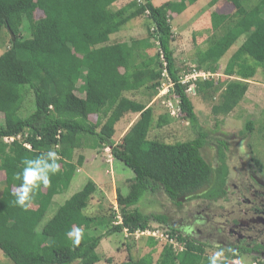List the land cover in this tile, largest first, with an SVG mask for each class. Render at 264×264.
I'll return each mask as SVG.
<instances>
[{
	"label": "trees",
	"instance_id": "trees-1",
	"mask_svg": "<svg viewBox=\"0 0 264 264\" xmlns=\"http://www.w3.org/2000/svg\"><path fill=\"white\" fill-rule=\"evenodd\" d=\"M117 1L0 0V41L3 29L10 37L8 48L0 54V172L4 175L0 250L13 264H95L100 260L97 248L105 235L124 228L129 233L145 230L151 221L168 226L164 214L129 209L145 193L162 189L173 204L180 206L183 199L210 181L211 166L200 152L207 135L198 124L185 91L187 85L179 82L171 47L175 39L171 14H181L197 0H167L159 5L151 0H130L111 9ZM217 1L210 0V5ZM227 1L233 12L212 13V28L220 35L211 37L207 48L197 55L198 65L215 74L219 60L244 37L223 69L226 77L234 78L218 82L217 87L211 78L195 81L196 92L202 87L216 91L221 87L220 101L211 108L215 115H226L237 106L248 89V80L264 62V0H244V5L243 0ZM36 11L42 13L37 19ZM141 16L149 23L147 37L109 42L110 35ZM24 21L27 38L21 32ZM153 47L157 48L155 54L144 53ZM161 56L173 81L171 94L178 98L181 113L196 132L189 141L169 144L148 139L154 121L152 107L123 95L160 86ZM26 92L32 93L34 107L22 117L19 112ZM129 113L138 114V118L121 141L114 143L116 123ZM169 121L168 114L160 115L156 126ZM5 137L13 140L6 142ZM85 138L93 140V148L109 147L113 159L133 172L127 193L116 192L121 223L85 213L96 191L95 183L88 180L38 229L53 197L64 193L76 167L82 165L83 156L76 162L72 159ZM49 150L57 153L59 171L50 174L49 185L34 189L26 207L17 205L12 193L23 183L24 161L46 156ZM77 229L81 231L78 244L74 243ZM167 229L184 243L182 251L163 244L154 259L156 241L148 237L151 250L138 258L129 256L121 264H208L203 244L182 236L176 228Z\"/></svg>",
	"mask_w": 264,
	"mask_h": 264
},
{
	"label": "rangeland",
	"instance_id": "rangeland-1",
	"mask_svg": "<svg viewBox=\"0 0 264 264\" xmlns=\"http://www.w3.org/2000/svg\"><path fill=\"white\" fill-rule=\"evenodd\" d=\"M129 1L118 0L110 8H119ZM165 1L167 0H151L154 5H159ZM242 3L244 5V0ZM213 12L221 14L231 13L233 12V6L227 0H218L213 6L210 5V0H197L181 14H171L170 23L175 38L171 47L179 75L188 73L193 67L197 70L208 72L198 65L197 55L200 51L207 48L211 37L216 38L220 35V31H215L212 28ZM41 15L40 11H36L34 18L37 19ZM147 26H149V23L144 16L131 20L118 32L110 35L109 42H130L133 39L145 38L148 35ZM26 30L27 24L24 21L21 30L24 38L29 37V32ZM9 38L7 30L3 29L0 41V54L8 48ZM243 39L244 37L241 36L219 60L215 75L210 77L216 87L219 85L218 82L234 78L233 76L226 77L223 74V69L229 56L241 44ZM156 51L157 48L153 47L144 53L153 55ZM161 80L160 78V84ZM248 81L246 96L244 95L237 106L226 115H215L211 111L212 106L220 101L221 87L217 91L214 87L209 89L202 87L197 92L194 87V91L187 93L197 115L198 124L207 135L205 144L200 152L212 169L210 181L199 190L200 195L212 191L222 180L223 169L220 170L221 152L224 155L226 171L229 170L228 185L239 181L240 172L238 171L242 170L241 164L245 168L243 175L250 171L259 174V169L264 171V62ZM79 84H81V81L77 85ZM159 87L154 90L142 87L138 90L142 97L137 100L145 105L152 103L153 101L151 102V100L155 97V101L151 105L154 121L147 138L169 144L193 139L196 136V132L192 130L183 114L180 113L175 117L168 114L166 102L168 99H172V94L158 96ZM75 94L80 96L78 91H75ZM33 107V95L31 92H26L20 108V116L26 117L33 110ZM166 114L169 115V123L157 127L156 120L158 116ZM2 118L3 116L0 114V122ZM89 118L93 121L95 120L94 115L89 116ZM130 118L129 123L133 124L138 117H136L135 113H131ZM121 119L115 125V133L112 137L114 143L121 141L127 129V127L122 129L121 123L123 121ZM92 144L93 140L91 138H85L82 147L74 150L73 162H76L79 156L86 157V161L81 167H76V169L79 167L81 170L74 171V176L64 193L55 195L53 203L50 204L38 229L41 228L42 223L55 213L59 205L72 194L79 191L89 179L95 182L96 191L91 196L88 206L84 210L85 213L94 216L104 215L113 220L114 223L121 219L118 217L119 206L116 202V192L119 190L122 195L127 193L129 180L132 178L133 172L121 161L112 159L109 148H106V146L93 148ZM88 159L89 161H87ZM3 181L4 175L0 172V194ZM14 189L16 188L14 187ZM197 195L195 193L187 196L182 200L181 205L177 206L169 200L162 189H157L154 192L145 193L141 200L129 209H137L145 214H164L167 216V225L169 227L178 229L182 236L192 239L196 229L191 226V217L194 215V198H197ZM31 206L35 207V205ZM179 223H184L185 226L179 228ZM150 224L151 227L168 228L164 224L153 221ZM105 229L100 231L104 233ZM147 236V234L141 235L139 233L129 234L124 230L105 235L97 248L100 260L95 264H121L129 256L138 258L148 253L151 247L147 245ZM154 241L156 240L154 239ZM162 246L163 243L156 241V245L153 247L154 259L158 257ZM217 252H222V255L218 257V263L224 261L225 264H250L253 261L252 258L244 255L233 257L232 252L226 251L223 245L214 242L205 248V257L208 259V264H210V258ZM0 264H13L1 250Z\"/></svg>",
	"mask_w": 264,
	"mask_h": 264
},
{
	"label": "flooded vegetation",
	"instance_id": "flooded-vegetation-1",
	"mask_svg": "<svg viewBox=\"0 0 264 264\" xmlns=\"http://www.w3.org/2000/svg\"><path fill=\"white\" fill-rule=\"evenodd\" d=\"M226 168L223 155L220 184L204 195L199 194L200 189L195 192L198 195L190 225L196 230L192 239L205 248L218 242L232 254L264 263V171L243 175L245 168L241 164L239 181L228 185ZM181 226L185 224L179 223Z\"/></svg>",
	"mask_w": 264,
	"mask_h": 264
},
{
	"label": "built area",
	"instance_id": "built-area-1",
	"mask_svg": "<svg viewBox=\"0 0 264 264\" xmlns=\"http://www.w3.org/2000/svg\"><path fill=\"white\" fill-rule=\"evenodd\" d=\"M161 61H162V72H161V84L159 87V94L158 96H165L167 94H171L172 88H173V81L170 79L167 69H166V62L164 61L163 57L161 56ZM215 74H212L210 72H205L201 70H197L196 68H191L190 71L184 75L179 76V82L181 84L187 85L186 87V92L190 93L194 91L195 87V81L197 79H208L211 76H214ZM172 99H168L166 102V106L168 108V114L172 117L178 116L181 111L179 107V100L178 98L172 93ZM164 102V103H165ZM13 140V137H5L4 141L10 142ZM26 147L29 148L28 145L25 144ZM119 217V216H118ZM121 220V219H120ZM119 220V221H120ZM115 223H121V221ZM125 232H128L127 229H123ZM129 233V232H128ZM147 234V237H153L156 241L163 243V244H168L170 245L174 251L179 252L184 249V243L179 241L177 239V236L174 234H171L169 230L167 229H161L158 226L147 228L145 230H137L134 233H129V234ZM250 264H263V262L259 260H253Z\"/></svg>",
	"mask_w": 264,
	"mask_h": 264
},
{
	"label": "clouds",
	"instance_id": "clouds-1",
	"mask_svg": "<svg viewBox=\"0 0 264 264\" xmlns=\"http://www.w3.org/2000/svg\"><path fill=\"white\" fill-rule=\"evenodd\" d=\"M57 153L49 150L46 152V156L43 154L35 159H27L24 161L25 167L22 172L23 183L16 188L12 195L15 196V203L21 207H26V202L31 200V193L40 184L45 186L50 183V174H55L59 171V165L57 164ZM48 161H51L49 163ZM18 179L20 176L17 177ZM76 239L74 243L78 244L81 236V231L76 230ZM222 255V252H217L210 258V264H218V257Z\"/></svg>",
	"mask_w": 264,
	"mask_h": 264
},
{
	"label": "crops",
	"instance_id": "crops-1",
	"mask_svg": "<svg viewBox=\"0 0 264 264\" xmlns=\"http://www.w3.org/2000/svg\"><path fill=\"white\" fill-rule=\"evenodd\" d=\"M224 14H229L228 12H226V13H224ZM79 94H80V96L79 97H81V98H83L84 97V94L82 93V92H79ZM123 95L125 96V97H127V98H129V99H133V100H136V101H139V100H137V99H140V97H142V95L140 94V92H138V90L137 91H127V92H123ZM246 96V95H245ZM155 98V97H154ZM154 98L151 100V102L153 101H155L154 100ZM140 102V101H139ZM152 102V103H153ZM152 103H148L146 106H151L152 105ZM130 115H131V113H129V114H126V115H124L123 117H122V119H121V121H123L121 124H122V129H124L125 127H127V129H126V131L128 130V128L132 125L131 123H129L130 122V120H131V118H130ZM136 117H138V114H136ZM125 118H127V119H125ZM136 121V119L134 120V122ZM128 124H130L129 126H127ZM106 148H109V147H106ZM109 150H110V148H109ZM111 154V153H110ZM113 159V158H112ZM86 161V157L83 159V163H82V165L84 164V162ZM87 161H89V159L87 160ZM81 165V166H82ZM80 166V167H81ZM77 170H81L79 167H78V169H75V172L77 171ZM74 176V175H73ZM133 177V176H132ZM73 178V177H72ZM93 179V178H92ZM72 180V179H71ZM89 180H91V179H89ZM93 181V180H92ZM71 182V181H70ZM94 182V181H93ZM95 183V182H94ZM55 197V196H54ZM54 197H53V199H52V202L51 203H53V200H54ZM43 224V223H42Z\"/></svg>",
	"mask_w": 264,
	"mask_h": 264
}]
</instances>
